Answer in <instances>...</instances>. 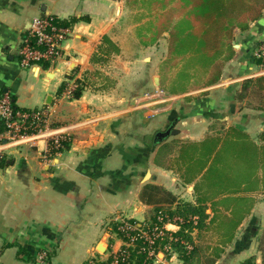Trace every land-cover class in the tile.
I'll return each mask as SVG.
<instances>
[{
	"label": "crops",
	"instance_id": "1",
	"mask_svg": "<svg viewBox=\"0 0 264 264\" xmlns=\"http://www.w3.org/2000/svg\"><path fill=\"white\" fill-rule=\"evenodd\" d=\"M155 16L127 0H0V97L44 111L50 128H68L67 147L49 163L40 138L0 148V264H30L16 246L37 260L46 252L51 264L104 262L126 244L114 230L120 220L148 226L160 223L158 212L172 217L166 232L179 231L178 216L194 225L186 264H264V190L226 194L202 182L199 167L207 135L238 129L257 141L264 131V111L237 102L244 80L264 76L252 75L264 11L261 22L233 32L217 77L206 69L173 92L184 60L170 59L166 32L145 42ZM37 17L68 34L55 60L27 69L19 48ZM70 81L81 84L78 99L62 97ZM242 196L251 205L236 222L232 198ZM166 253L157 252L156 264H184Z\"/></svg>",
	"mask_w": 264,
	"mask_h": 264
},
{
	"label": "trees",
	"instance_id": "2",
	"mask_svg": "<svg viewBox=\"0 0 264 264\" xmlns=\"http://www.w3.org/2000/svg\"><path fill=\"white\" fill-rule=\"evenodd\" d=\"M127 3L130 6L145 10L150 15L152 12L153 14L156 13L154 20L150 21L146 30L145 42L152 43L162 33L166 32L170 59L180 57L181 61L184 60L179 69L178 79L175 81V86L177 85L179 89H170V92L181 90L190 76H199L206 69L211 70L212 75L217 77L222 64L232 56L231 47L227 42L233 32L235 30L245 32L251 24L261 22L264 11V0H127ZM259 45L260 42L257 47ZM253 58L257 65L264 66L263 61ZM77 86L71 93L73 99H78L81 95V84L77 83ZM247 91H249L248 94ZM243 94L258 96L262 104L254 109L264 111V76L244 80L238 93L239 100L240 97H243ZM11 104L14 110L25 112L16 108L12 101ZM225 133L232 140L233 145L241 147L240 152L242 147L244 148L243 154L246 158L241 160V164H247L249 169V172H245V177L239 186L235 190L230 189V192H228L229 190L225 191L226 194L235 196L264 190V131L258 134L257 141H253L242 131L229 129ZM66 147L65 145L63 148ZM257 172H260L259 175ZM232 201L234 202L232 214L236 222H239L249 211L251 200L242 196L239 198L233 197ZM158 213L162 217L160 223L155 222L148 226H138L134 222L129 223L137 229H147L154 227L153 225L160 227L167 221H171L170 214ZM204 217L202 216V218ZM178 220L179 231L174 234L163 231L162 239L156 241L153 248L156 255L158 251L167 254L163 248L168 246L186 264L189 257L186 247L190 243L187 234L194 228V225L191 224L188 216H178ZM118 227L119 225L115 226L114 230L123 241L127 242V238L118 231ZM227 227L228 229L231 228L230 225ZM259 242L264 243V227L261 229ZM135 247L129 255V264H151L152 258L148 257L147 253L142 250L143 244L140 240H136ZM16 248L17 257L30 264H51L50 256L46 252H43L44 257L41 260H37V258L30 257L23 248L19 246H16ZM261 251L264 262V248H261ZM156 255L155 259L157 258ZM89 262L107 264L104 262L97 263V260Z\"/></svg>",
	"mask_w": 264,
	"mask_h": 264
},
{
	"label": "built area",
	"instance_id": "3",
	"mask_svg": "<svg viewBox=\"0 0 264 264\" xmlns=\"http://www.w3.org/2000/svg\"><path fill=\"white\" fill-rule=\"evenodd\" d=\"M68 31L59 29L54 25L51 18L37 17L31 22L27 36L22 39L19 55L20 65L23 68L32 69L40 62H51L59 55L60 44L65 40ZM254 57L264 62V42L257 47ZM76 81H70L63 88L62 97L71 98V93L77 88ZM68 128L53 129L48 126L45 112H20L14 110L9 96L0 97V148L15 146L34 139H43L46 148L43 150L41 159L45 163L51 162L52 158L62 154L68 141ZM2 156L0 155V162ZM159 222L162 218L159 217ZM151 228L137 229L126 220H120L118 231L127 238L125 246L118 252H109L107 264H129V255L136 248V240L143 244L142 250L152 258L151 264H156L154 244L163 237V226L153 225ZM164 251L170 252L168 246ZM44 253L38 257L41 260ZM96 262H89L94 264ZM97 263L101 261L97 260Z\"/></svg>",
	"mask_w": 264,
	"mask_h": 264
},
{
	"label": "rangeland",
	"instance_id": "4",
	"mask_svg": "<svg viewBox=\"0 0 264 264\" xmlns=\"http://www.w3.org/2000/svg\"><path fill=\"white\" fill-rule=\"evenodd\" d=\"M262 41L264 42V37L261 38L260 43ZM260 72H264V66L262 65H258L252 75ZM170 89H179V87L177 85L175 86V82H173ZM237 102L241 111H244L242 109H250L257 114L263 112L255 110L262 103H260V98L254 94H250V96L243 94L240 100L237 98ZM235 131L239 130L235 129ZM240 148L239 145H233L232 140L222 131L217 137L207 135L200 144L203 159L199 162V167H204L201 176L202 182L208 183L209 186L216 187L218 190H229L228 192H230V189L235 190L245 177V172H249L248 165L241 164V160H244L246 156L243 154L244 148L242 147L241 152L239 151ZM259 173L257 172L258 175ZM257 200L263 205L262 209L257 211V214H262L264 212V196L258 197ZM258 244L259 247L264 248L263 242H258ZM97 253L102 255V252L98 250Z\"/></svg>",
	"mask_w": 264,
	"mask_h": 264
},
{
	"label": "water",
	"instance_id": "5",
	"mask_svg": "<svg viewBox=\"0 0 264 264\" xmlns=\"http://www.w3.org/2000/svg\"><path fill=\"white\" fill-rule=\"evenodd\" d=\"M232 46H233L234 49H238L239 48V46L235 45L234 43L232 44ZM155 81H157V80H155ZM171 129H172V126H170L164 132L156 133L155 137H154V142L155 143L161 142L163 139H165L167 136H169L171 134ZM97 250L102 252V253H104L105 252V247L100 245V246H98Z\"/></svg>",
	"mask_w": 264,
	"mask_h": 264
}]
</instances>
